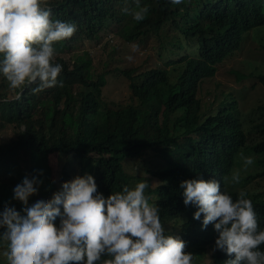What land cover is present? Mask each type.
<instances>
[{"label":"trees","instance_id":"obj_1","mask_svg":"<svg viewBox=\"0 0 264 264\" xmlns=\"http://www.w3.org/2000/svg\"><path fill=\"white\" fill-rule=\"evenodd\" d=\"M141 4L150 10L145 20L136 22L123 12L125 6L134 7L133 0H48L53 19L77 27L66 44L56 48L61 53L86 41L98 45L94 50L103 54L111 39H118L126 48L136 44L165 62L140 75H131L135 68L120 72L131 90V102L125 105L102 97L109 75L105 65L116 61L115 56L102 60L96 56L99 68H104L98 73L92 55H79L77 48L69 62L64 56L56 60L63 66L58 77L63 86L58 83L35 94L36 84L11 89L0 75V211L8 203L22 213L24 205L13 199V188L26 175L43 181L29 200L32 204L47 201L44 198L61 190L64 182L85 173L108 197L122 186L132 188L144 181L139 175L144 166L155 178L146 190L150 203L172 212L174 223L165 234L187 238L200 259L218 234L213 224L202 230L203 216L195 220L197 208L184 205L180 184L185 180L217 179L234 201L241 190L246 191L264 230V99L250 100L255 122L248 125L239 100L220 85L205 122L194 118L178 127L170 125V117L188 106L203 108V99H197L199 86L216 76L218 66L241 49L247 36L264 53V0L180 4L141 0ZM236 78L238 84L254 82L251 90L257 82L264 88L262 72L256 76L238 71ZM241 151L254 159L246 171ZM127 166H136V172ZM234 169H240L241 179L229 190L226 181ZM259 250L264 251V245ZM3 251L0 246V264H7Z\"/></svg>","mask_w":264,"mask_h":264},{"label":"clouds","instance_id":"obj_2","mask_svg":"<svg viewBox=\"0 0 264 264\" xmlns=\"http://www.w3.org/2000/svg\"><path fill=\"white\" fill-rule=\"evenodd\" d=\"M133 2L134 7L125 6L123 12L136 22L145 20L149 6L142 5L141 0ZM171 3L180 4L182 0H171ZM47 5L48 0H0V75L11 89L36 84L32 89L35 94L58 83L62 87L58 77L63 66L56 62L57 58L63 60L64 56L69 62L77 48L79 55L90 53L86 50V41L69 47L71 52L56 50L66 44L77 27L53 19L52 9ZM131 48L139 51L136 44ZM90 54L93 60L96 56L101 60L106 58L97 51ZM150 58L155 65L165 62L156 54ZM126 59L132 62L134 57L129 55ZM150 69L141 72L135 68L131 75L144 74ZM100 70L104 68L100 67L97 72ZM105 70L109 75L105 77L103 91L107 77H126L120 72L127 69H113L111 63L105 65ZM205 81L198 88L197 99H202ZM237 99L240 102V95ZM212 101L203 100L201 109L188 106L173 113L170 125L184 127L194 118L199 124L205 122ZM239 156L243 170L254 164L252 156H245L242 151ZM140 169L144 181L132 188L122 186V191L108 197L99 192L95 178L85 173L64 182L61 190L44 198L47 201L37 200L32 204L29 200L38 194L43 181L26 175L13 188V199L24 205L23 214L8 203L0 211V246L4 248L2 255L7 264H199L204 258L208 264H264V251L259 250L264 245V230L259 228L257 213L252 200L246 198V191L241 190L234 201L222 191L221 181L217 179L181 182L184 205L197 208L195 220L203 216L199 225L202 230H210L208 226L213 224L218 234L215 244L210 240L205 255L197 259L187 238L184 241L178 235L165 234L174 223L170 217L172 212L160 211L158 205L150 203L152 197L146 195V190H150L155 178ZM240 179V169H234L231 181L239 184Z\"/></svg>","mask_w":264,"mask_h":264},{"label":"rangeland","instance_id":"obj_3","mask_svg":"<svg viewBox=\"0 0 264 264\" xmlns=\"http://www.w3.org/2000/svg\"><path fill=\"white\" fill-rule=\"evenodd\" d=\"M94 47H98V45L91 44L90 42L86 43V50L90 53L95 52ZM260 48V45L255 43L253 39H251V36H247L244 39L241 49L237 51L233 57L228 58L223 64L219 65L216 77L206 80L202 86L203 90L201 96L205 102L213 100V94L217 91L218 85H220L221 90L233 92L236 98H239L240 95V107L245 114L247 125L255 122L249 112L251 108L250 100L256 97L258 100L264 99V88L258 84V82L253 87L254 90L250 88L254 82L248 83L244 81L238 84L236 73L241 71L247 74L254 73L256 76L258 73H264V53L260 51ZM103 54L108 57L115 56L118 58V60L111 63V68L113 69L138 68L143 72L155 66V61L150 58L151 52L149 50H141L139 48V51L134 52L131 46L126 48L123 41L118 39H111L110 44L103 50ZM125 55L133 56V61L129 62L126 59V63H124L123 59ZM93 61L95 68H99L98 60L95 59ZM130 92L129 82L125 78L113 76V78L110 79L107 77V86L103 91V99L108 103L112 102L125 105L131 101ZM127 168L131 173H135V168L137 167L127 166ZM139 175L143 177L142 173H139ZM233 185L234 183L231 181L230 176L226 181V186L228 189H231ZM208 262L207 258H204V261L201 260L199 264H208Z\"/></svg>","mask_w":264,"mask_h":264}]
</instances>
